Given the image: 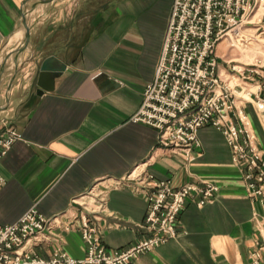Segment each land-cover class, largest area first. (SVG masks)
Segmentation results:
<instances>
[{"label":"crops","instance_id":"0c3cea01","mask_svg":"<svg viewBox=\"0 0 264 264\" xmlns=\"http://www.w3.org/2000/svg\"><path fill=\"white\" fill-rule=\"evenodd\" d=\"M174 1L0 0V132L20 133L0 159L1 225L33 207L62 223L89 211L108 249H122L151 235L149 188L135 170L175 188L209 181L220 188L216 198L203 206L188 198L177 237L132 264H252L264 240V203L250 195L222 132L201 127L202 145L188 160L160 142L157 128L132 119L155 78ZM49 56L66 67L41 92L38 74ZM244 86H256L238 105L264 153V110L256 104L264 91ZM27 249L83 258L87 246L77 226L55 224Z\"/></svg>","mask_w":264,"mask_h":264},{"label":"built area","instance_id":"2783aa9c","mask_svg":"<svg viewBox=\"0 0 264 264\" xmlns=\"http://www.w3.org/2000/svg\"><path fill=\"white\" fill-rule=\"evenodd\" d=\"M258 2L175 0L155 78L147 83L143 103L132 119L157 128L160 142L188 160L202 145L199 129L215 127L230 146L233 162L242 168L250 195L264 203V153L238 105L240 97L246 99L247 94L254 93L246 90V81L256 82L257 89L264 91V73L236 65L226 73L218 54L222 41L229 40L232 47L244 37ZM256 104L264 110V94L258 96ZM19 137L11 126L0 132V159ZM136 177L149 188L144 227L151 235L126 248L108 249L89 211L62 223L58 214L46 216L33 207L18 221L0 224V264H132L138 256L177 237L179 217L188 198L203 206L214 200L220 189L209 181L175 188L170 179L158 180L146 172ZM4 183L0 173V188ZM55 224L66 230L80 229L87 246L83 258L60 249L45 258L27 249L33 239L50 233ZM251 260L252 264H264V240L254 245Z\"/></svg>","mask_w":264,"mask_h":264},{"label":"rangeland","instance_id":"374dc122","mask_svg":"<svg viewBox=\"0 0 264 264\" xmlns=\"http://www.w3.org/2000/svg\"><path fill=\"white\" fill-rule=\"evenodd\" d=\"M221 42L218 46V54L222 62V69L226 73L236 65L238 68H255L264 73V0H259L254 17L246 27L244 37L234 42L236 46H230L229 40ZM227 43V44H226ZM221 60V61H222ZM257 79V75L253 74ZM253 90L256 86L252 87ZM135 170V176H137Z\"/></svg>","mask_w":264,"mask_h":264},{"label":"water","instance_id":"95a60500","mask_svg":"<svg viewBox=\"0 0 264 264\" xmlns=\"http://www.w3.org/2000/svg\"><path fill=\"white\" fill-rule=\"evenodd\" d=\"M42 2H49L51 0H41ZM23 23L26 29L25 33V45L29 41L30 37V24L28 21L27 14L24 15ZM55 56L47 57L40 66V71L38 74L37 84L41 92L45 90H52L54 88V78L58 75L59 72L65 69L66 65H57L55 62Z\"/></svg>","mask_w":264,"mask_h":264}]
</instances>
